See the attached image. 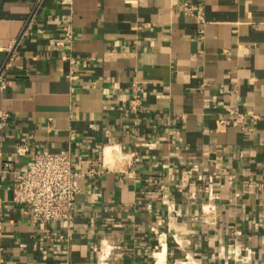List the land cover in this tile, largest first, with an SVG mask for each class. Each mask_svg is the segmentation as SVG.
Returning <instances> with one entry per match:
<instances>
[{
    "label": "crops",
    "instance_id": "0c3cea01",
    "mask_svg": "<svg viewBox=\"0 0 264 264\" xmlns=\"http://www.w3.org/2000/svg\"><path fill=\"white\" fill-rule=\"evenodd\" d=\"M182 1L204 19L181 0H0V264H264V0ZM66 148L73 217L37 220L15 172Z\"/></svg>",
    "mask_w": 264,
    "mask_h": 264
},
{
    "label": "built area",
    "instance_id": "2783aa9c",
    "mask_svg": "<svg viewBox=\"0 0 264 264\" xmlns=\"http://www.w3.org/2000/svg\"><path fill=\"white\" fill-rule=\"evenodd\" d=\"M131 1V0H127ZM41 0H36L35 5L38 6ZM183 10L187 14H194L198 20H203L202 10L193 6L187 1L181 0ZM31 19H26L23 23L19 37L29 31V23ZM74 31L69 22L65 23L61 29V37L57 40V45L67 47L66 53L62 57L72 66L75 64V57L70 52L73 42ZM13 48H8L7 54L2 64H0V90H4L11 83L6 73L15 58ZM73 76V70L70 69V77ZM136 90L132 94L133 103L131 109L135 112L139 110L142 99L138 95L140 86H135ZM233 111L231 108H227ZM236 115V110L233 111ZM8 118L7 112L0 114V128H2ZM227 120L220 121L223 125ZM19 154L28 150L25 142L16 146ZM81 173L75 169V162L71 157L70 150L60 149L52 151L48 149L40 150L35 153L33 161L23 170L15 172L17 181L12 189V201L16 204H23L30 208L33 218L43 221L63 220L70 221L73 217V205L76 196L81 192V187L77 183V177ZM206 186L207 191L212 196L211 181ZM163 197H166L164 195ZM165 201H168L167 198ZM171 204H167L168 209H173ZM213 209L209 203L205 208L206 211ZM245 254H240V248L235 247L232 252L235 260L242 261L251 256L252 250L245 247Z\"/></svg>",
    "mask_w": 264,
    "mask_h": 264
},
{
    "label": "bare ground",
    "instance_id": "6f19581e",
    "mask_svg": "<svg viewBox=\"0 0 264 264\" xmlns=\"http://www.w3.org/2000/svg\"><path fill=\"white\" fill-rule=\"evenodd\" d=\"M107 154H108V153H107ZM103 250H104V249H103ZM163 252H164V251H162V252L159 253L158 255L162 257V256H163ZM101 255H102V254H101ZM104 255H105V253H104ZM159 258H160V257H159ZM101 259H102V258H101Z\"/></svg>",
    "mask_w": 264,
    "mask_h": 264
}]
</instances>
